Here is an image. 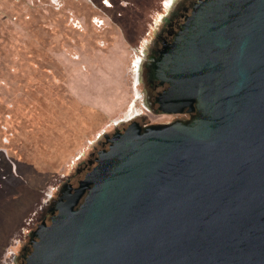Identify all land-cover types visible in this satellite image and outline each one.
Wrapping results in <instances>:
<instances>
[{"label":"water","instance_id":"water-1","mask_svg":"<svg viewBox=\"0 0 264 264\" xmlns=\"http://www.w3.org/2000/svg\"><path fill=\"white\" fill-rule=\"evenodd\" d=\"M167 52L194 111L115 133L25 264H264V0H202Z\"/></svg>","mask_w":264,"mask_h":264},{"label":"rangeland","instance_id":"rangeland-1","mask_svg":"<svg viewBox=\"0 0 264 264\" xmlns=\"http://www.w3.org/2000/svg\"><path fill=\"white\" fill-rule=\"evenodd\" d=\"M110 1L0 0V264L47 185L131 101L136 38L161 0Z\"/></svg>","mask_w":264,"mask_h":264},{"label":"flooded vegetation","instance_id":"flooded-vegetation-1","mask_svg":"<svg viewBox=\"0 0 264 264\" xmlns=\"http://www.w3.org/2000/svg\"><path fill=\"white\" fill-rule=\"evenodd\" d=\"M202 0H161L149 23L146 24L136 38V44L130 59V75L133 96L128 107L119 116L110 120L111 127L100 128L88 139L85 147L80 148L67 165L66 172L44 190L37 216L13 237L6 248L10 252L8 261L3 264H25L27 256L34 249L39 233L50 226L53 217L59 211L60 199L72 194L85 174L94 166L102 150L108 149L115 133L122 132L129 123L143 126L147 123L188 117L194 111L193 102L177 103L167 98L170 85L161 71L162 63L167 59L168 48L178 38L184 28V22L192 10ZM108 6L110 0H101ZM138 101L135 103V101ZM177 106L179 109L164 108ZM192 106V107H191ZM85 189L78 195L72 207H77L84 197Z\"/></svg>","mask_w":264,"mask_h":264}]
</instances>
